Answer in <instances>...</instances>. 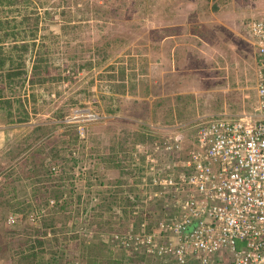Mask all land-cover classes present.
I'll return each mask as SVG.
<instances>
[{"label":"rangeland","instance_id":"obj_1","mask_svg":"<svg viewBox=\"0 0 264 264\" xmlns=\"http://www.w3.org/2000/svg\"><path fill=\"white\" fill-rule=\"evenodd\" d=\"M27 9L35 10L39 16L34 50H41L50 61L46 75L56 76L60 72L69 78L33 87L25 83L21 93L27 97L33 93L38 108L34 113L33 105L28 102L29 122L9 123L6 110L0 109V164L17 166L21 162L22 170H30L29 175L19 174V177L15 171L5 182L0 175V264H53L49 259L53 255L45 252L38 251L34 259L23 257L14 242L17 233L13 234L12 230L18 225L8 224L10 214L17 220L22 213L10 211L4 198L13 202L33 200L34 186H40L41 194L50 192V204L53 195L62 194L67 202L65 209L73 214L79 210L78 224L83 227H78L77 239L67 242L78 248L79 264H171L154 255L128 253L109 240L113 232L126 230L130 223L135 226L139 216L142 217V206L137 202L143 189L138 185V177L124 182L128 168L121 175L93 152L90 154L93 141L86 133L91 129L104 146L113 139L112 134L127 144L133 133L144 134L145 139L127 148L132 155L138 152L140 144L141 149L155 147L172 130H187V138L182 141V147L187 149L191 145L190 128L201 120L212 115L231 117L254 111L258 104V66L244 24L251 18L264 16V0H30ZM13 14L20 19L19 12ZM71 54L82 60L91 59L93 64L90 67L73 64L68 57ZM110 65L116 73L124 67L128 78L130 73H135L132 80L135 87L124 94L116 93L108 84L111 81L104 77L107 72H113ZM25 66L29 77L31 60L26 59ZM74 97L84 98L85 107L70 108L63 120L54 118V113L65 106L64 102ZM109 107L114 112H108ZM91 115L97 120L89 123ZM59 122L77 124L79 139L69 140L67 135H62L63 128L56 126ZM37 124L51 125V136L47 138L58 142L60 155L66 158L59 161L60 170L72 177L62 180L58 177L60 170L50 172L52 161L42 168L31 167L30 150H21L19 142L32 140L26 137ZM69 133L74 134V129ZM69 141L77 156L81 155L80 145L85 144L84 163L70 171ZM18 151L21 152L17 154ZM35 176L40 178L39 182L34 180ZM113 189H120L117 196L137 194L133 208L124 201L112 204L111 210L126 221L118 222L120 226L109 232L90 231L84 221L88 213L98 210L97 192L105 191L108 196ZM88 192L89 202L82 199L78 205L77 195L83 198ZM154 206H146L144 210L147 218L152 219L147 220L150 224L156 218L157 206ZM22 224L19 235L26 229ZM22 249L25 250L24 246ZM228 256L225 260L230 261L233 255Z\"/></svg>","mask_w":264,"mask_h":264},{"label":"built area","instance_id":"obj_2","mask_svg":"<svg viewBox=\"0 0 264 264\" xmlns=\"http://www.w3.org/2000/svg\"><path fill=\"white\" fill-rule=\"evenodd\" d=\"M244 32L257 56L256 109L206 118L184 156L177 141L139 145L130 160L146 195L140 206L152 198L161 206L149 227L143 220L111 234L128 253L171 264H264V16L249 19Z\"/></svg>","mask_w":264,"mask_h":264},{"label":"trees","instance_id":"obj_3","mask_svg":"<svg viewBox=\"0 0 264 264\" xmlns=\"http://www.w3.org/2000/svg\"><path fill=\"white\" fill-rule=\"evenodd\" d=\"M30 4V0H0V109L6 110V116H8L9 123H25L29 122L30 116L27 109V104H31L32 111L37 112L38 108L34 105V94H29L30 97H27L25 94L21 93V88L25 86L27 82L31 87L36 84H43L46 81H59L63 79H68V75L61 76V73L58 72L56 76L46 75L48 70V64L50 61L48 57L43 56V52L39 49L34 50L35 39L37 36L38 30V19L35 10L30 12L27 7ZM19 12L21 14L20 19H17L13 12ZM6 43H9V46H5ZM8 45V44H7ZM97 54L99 51H96ZM99 55V54H98ZM104 53L101 57H104ZM73 64H81L83 67H90L93 64L91 59L82 60L76 54H71L68 56ZM77 58H79L77 60ZM26 59L31 60L30 75L28 77V69L26 68ZM7 64V66H6ZM6 66V68H4ZM109 69H113V72L109 71L105 74V78L108 81V84L112 86L113 90L116 93L124 94L128 89L131 90L135 87V83L132 81L135 77V73L128 74L124 70V67L120 68L119 72H115L114 66L110 65ZM134 68H132V71ZM128 90V91H129ZM104 97V96H102ZM84 98H70L64 102L65 106L58 109L54 113V118L63 120L70 112V108H82L85 107L86 103ZM32 102V103H31ZM98 109L97 105L95 107ZM108 112H114V109L111 107L107 108ZM96 112V110H93ZM97 119H90L89 123L96 121ZM59 125L63 128L61 132L62 135H67V139L78 140V134L76 132L77 124H68L64 122H59L56 126ZM51 125L47 126L44 124H37L32 127L30 134L26 137H30L32 140H25L19 142V147L21 150H26L29 148L30 154L32 157L31 167L32 168H42L47 166L51 161L54 164L49 168L50 172H58L61 168L60 160L66 159L60 155V147L56 140H49L47 135L49 134V128ZM74 129V134H70L69 131ZM102 134V133H101ZM133 137L130 140V144H127L125 140L116 138L115 134H112V140H108L106 146L102 144L100 136L95 134L91 129L88 130L86 136L92 139L93 143L91 144L90 154L92 152L96 155L102 163L106 164L108 167H113L118 170V173L121 175L124 174L126 168L127 179H124V182L128 183L130 179L138 177L140 175V169L138 164H133L130 160L133 156L130 155V151H127L129 145L135 144L139 140L146 138L144 134L133 133ZM53 139V138H51ZM149 141L152 143L154 139L148 137ZM152 139V140H151ZM39 142V143H38ZM162 142L158 140V143ZM74 147L72 143L67 144V147ZM81 155H74L76 148H70L68 153H70L67 161L71 162L68 166V171L76 165H82L84 157V147L85 144H81ZM152 148H150L151 150ZM188 149V148H187ZM186 149V150H187ZM21 151H18L19 154ZM162 156L157 154L158 164H161L163 159ZM17 161V160H16ZM50 161V162H49ZM16 163V162H15ZM21 162H18L17 166L15 164L9 163L5 166L0 164V175L3 176L2 182H5L10 178L15 171L19 174H28L30 170H22L20 168ZM128 163V164H127ZM143 161H141V164ZM166 163V162H165ZM124 168V169H123ZM142 170V168H141ZM64 170H60L59 179H66L72 177V174H65ZM65 175V176H63ZM1 180V179H0ZM36 182L40 181L38 176L34 177ZM61 180V181H62ZM56 181V184L63 185L62 182ZM1 182V181H0ZM144 188V186H142ZM40 186H34L32 192L33 200L26 201H11L10 198H4V201L10 208V211L13 213H22L19 219V222L13 223L15 226L13 234L17 233L16 239L14 242L17 247H19L20 253H23V257L30 256L32 259L38 253H46L47 255H53L51 262L53 264H74V262H79L77 247H72L71 244L67 243L71 240H75L79 237L78 227H83L79 225V210L75 214L71 213L65 209L67 202L62 194L53 195L54 201L50 204V192L45 195L44 192L39 191ZM44 191V190H43ZM120 189L109 191L107 196L105 191H99L100 202L98 205V210L88 213V216L85 219L86 227L90 228L92 231L100 232H109L112 228H117L120 225L118 222L126 221L125 218H119L118 215L111 209H113L112 204H119L124 201V204L129 208H133V200L137 194L132 195L126 193L121 196L119 194ZM38 192L40 194H38ZM2 193V191H0ZM130 193V192H129ZM112 197V199H111ZM142 197L146 198V195L143 193ZM38 198V200H37ZM91 198V193L88 192V195L81 197L80 194L77 195V203L79 205L82 199L87 200ZM62 200V203L60 201ZM120 199V201H118ZM150 202L147 205L148 207H157L161 206V203L155 198L149 199ZM83 201V202H84ZM89 202V199L87 200ZM133 204V205H132ZM155 207V206H154ZM65 209V211H63ZM84 211V207H81ZM63 211L61 214L60 212ZM128 211V210H127ZM143 214L144 212H140ZM31 215V216H30ZM59 215V217H55ZM127 217V216H126ZM62 220V221H61ZM142 217L139 216L138 222L136 225L140 224ZM24 223L25 232L21 235L18 234L22 230L20 226ZM82 222V223H84ZM12 224V225H13ZM79 225V226H78ZM77 226L76 228H74ZM122 226H124L122 224ZM98 238V237H97ZM104 244V243H103ZM24 246L25 250L22 249ZM27 253V254H26ZM85 259H82V262ZM135 261H138L134 258Z\"/></svg>","mask_w":264,"mask_h":264},{"label":"bare ground","instance_id":"obj_4","mask_svg":"<svg viewBox=\"0 0 264 264\" xmlns=\"http://www.w3.org/2000/svg\"><path fill=\"white\" fill-rule=\"evenodd\" d=\"M255 54H256V51H255ZM256 59H257V56H256ZM257 86V84H256ZM215 116V115H213ZM233 116H237V115H233ZM205 119L201 120L200 122L196 123L194 126H192L190 129H191V135L190 136V142H192V136L193 134L195 133L196 129H197V126L202 122L204 121ZM186 134H187V130L186 131H171L169 135H166V136H163L162 137V142L160 143V146L164 144L165 141H177L180 145V151L179 153L181 154V156H184L188 149L186 150V148L182 147V141L185 140L187 137H186ZM189 138V137H188ZM177 165V163H176ZM176 165H170V168H176Z\"/></svg>","mask_w":264,"mask_h":264},{"label":"clouds","instance_id":"obj_5","mask_svg":"<svg viewBox=\"0 0 264 264\" xmlns=\"http://www.w3.org/2000/svg\"><path fill=\"white\" fill-rule=\"evenodd\" d=\"M213 116V115H212ZM211 117V116H210ZM137 197V196H136ZM139 202H137V204H138ZM141 209V212H144V208H140ZM13 221H12V220ZM145 221L146 223H147V227H149L151 224L147 221V220H149V221H151L152 219H148L147 218V214H146V212H144L143 214H142V220H141V222L142 221ZM16 222V218H15V215L13 216L12 214H10V216L8 217V224H13V223H15ZM82 229V228H81ZM90 231H92V230H90Z\"/></svg>","mask_w":264,"mask_h":264}]
</instances>
